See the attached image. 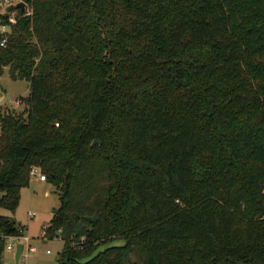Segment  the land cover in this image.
<instances>
[{
	"label": "trees",
	"instance_id": "obj_1",
	"mask_svg": "<svg viewBox=\"0 0 264 264\" xmlns=\"http://www.w3.org/2000/svg\"><path fill=\"white\" fill-rule=\"evenodd\" d=\"M1 1L0 207L37 166L58 264H264V0Z\"/></svg>",
	"mask_w": 264,
	"mask_h": 264
},
{
	"label": "rangeland",
	"instance_id": "obj_2",
	"mask_svg": "<svg viewBox=\"0 0 264 264\" xmlns=\"http://www.w3.org/2000/svg\"><path fill=\"white\" fill-rule=\"evenodd\" d=\"M29 92L30 83L26 79H12L7 69L0 77L1 102L13 103L20 97L27 96ZM22 110L23 107L15 109L17 113ZM37 177L39 178V176ZM59 206L60 196L57 188L49 182L37 181L33 177L30 185L22 189L21 200L15 212L0 207V215L10 216L24 228L22 239L18 238V242L26 244L29 238L26 256L24 260L20 261V264H58V254L62 250L64 242L58 237L46 240L44 228L49 224L54 208ZM29 212H35L36 215L30 218ZM9 241L13 242L14 240ZM30 247L37 248V251L30 252L28 250ZM4 262L5 264H15V250H5ZM137 263L145 264L140 258L137 259Z\"/></svg>",
	"mask_w": 264,
	"mask_h": 264
},
{
	"label": "built area",
	"instance_id": "obj_3",
	"mask_svg": "<svg viewBox=\"0 0 264 264\" xmlns=\"http://www.w3.org/2000/svg\"><path fill=\"white\" fill-rule=\"evenodd\" d=\"M20 1H23L25 3V5H26L25 11H27V14H32V8L29 6V4H28L29 2L27 0H2L1 1V3H2V11L6 12L7 7L16 5ZM3 7H5V8L3 9ZM17 12H18V10L16 9V10H13V11L7 13L10 23L14 24V23L17 22ZM0 32L5 35L3 40H2V42H1V45L5 46L6 42H7L6 34L9 32L8 25L1 24L0 25ZM23 104H24V102H23L22 97H20L19 99L15 100L13 103H11V102H1L0 101V110L1 109H3V110H5V109L15 110L17 108L23 107ZM37 176H39V178ZM33 177L39 179L40 181H47L46 175L43 174L41 172V169L39 167H37V166H34L31 169V178H33ZM35 215H36L35 212H29L30 218H33ZM18 238L22 239L21 236H9V235H5V234L0 233V239H5V241H6L5 250H8V251L16 249V246L19 243L18 242ZM25 239H27V238H25ZM9 240H14V241L10 242ZM28 241H29V238L26 241V244L24 243V251H23L22 259H23V257L26 256V250H27L26 247H27V242ZM28 250L30 252H35V251H37V248L30 247V248H28ZM48 252H49V250H48Z\"/></svg>",
	"mask_w": 264,
	"mask_h": 264
},
{
	"label": "water",
	"instance_id": "obj_4",
	"mask_svg": "<svg viewBox=\"0 0 264 264\" xmlns=\"http://www.w3.org/2000/svg\"><path fill=\"white\" fill-rule=\"evenodd\" d=\"M16 8H20L21 11H25L26 9V5L23 1L18 2L15 5ZM95 143H100L99 140L95 139L93 141V144ZM23 251H24V243L20 242L17 244L16 249H15V264H20V261L22 259V255H23Z\"/></svg>",
	"mask_w": 264,
	"mask_h": 264
},
{
	"label": "crops",
	"instance_id": "obj_5",
	"mask_svg": "<svg viewBox=\"0 0 264 264\" xmlns=\"http://www.w3.org/2000/svg\"><path fill=\"white\" fill-rule=\"evenodd\" d=\"M23 97V96H22ZM37 181H40L39 179L36 178ZM41 182H47V181H41ZM24 233V232H23ZM25 257H23V259L21 260H24Z\"/></svg>",
	"mask_w": 264,
	"mask_h": 264
}]
</instances>
